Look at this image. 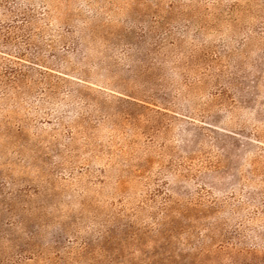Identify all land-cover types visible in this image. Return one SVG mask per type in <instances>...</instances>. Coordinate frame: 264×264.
I'll return each mask as SVG.
<instances>
[{"label": "rangeland", "instance_id": "rangeland-1", "mask_svg": "<svg viewBox=\"0 0 264 264\" xmlns=\"http://www.w3.org/2000/svg\"><path fill=\"white\" fill-rule=\"evenodd\" d=\"M0 264H264V0H0Z\"/></svg>", "mask_w": 264, "mask_h": 264}]
</instances>
